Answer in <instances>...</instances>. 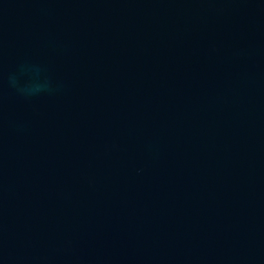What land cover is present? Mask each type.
Listing matches in <instances>:
<instances>
[{"label": "water", "instance_id": "95a60500", "mask_svg": "<svg viewBox=\"0 0 264 264\" xmlns=\"http://www.w3.org/2000/svg\"><path fill=\"white\" fill-rule=\"evenodd\" d=\"M0 264H264V0H0Z\"/></svg>", "mask_w": 264, "mask_h": 264}]
</instances>
